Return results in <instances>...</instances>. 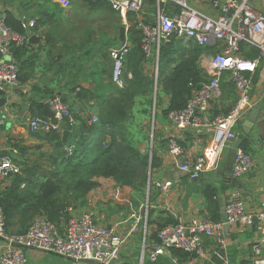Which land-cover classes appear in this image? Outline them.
I'll return each instance as SVG.
<instances>
[{
  "label": "crops",
  "instance_id": "crops-1",
  "mask_svg": "<svg viewBox=\"0 0 264 264\" xmlns=\"http://www.w3.org/2000/svg\"><path fill=\"white\" fill-rule=\"evenodd\" d=\"M203 2L199 9L212 15L219 13V9L214 7L212 0H203ZM106 3V8L116 14L118 24L125 26L122 16L108 2ZM82 4L86 7L83 0H0V15L6 17V13L10 12L16 19L23 22L26 34L29 35V42L16 50V56L13 50V55L20 67L18 85L0 93V111L5 120L0 130V157L5 156L2 155L3 152H9L12 161L18 164V160L26 157L19 154V146L42 143L32 136L29 121L33 116L40 114L38 105H46L49 109L48 102L55 95H60L67 103L75 105L78 103L75 102L74 88L76 87L77 90L80 87L90 89L101 96H107L112 92L110 69H113V61L110 57V49L114 45H107L106 56L102 58L97 56L96 58L90 47L81 50V42L77 39L79 31L77 29L74 31V24L79 22L78 16L83 7H81ZM171 8L166 6L169 12L172 11ZM156 10L153 0H146L138 17L147 22H153ZM128 19L132 25L136 14L131 13ZM31 20L35 21L34 25H30ZM113 34V41L115 37L120 38V32L117 35L115 30ZM32 37H35L34 40H30ZM126 40L133 45L129 29L126 31ZM121 42L120 39L114 44L117 46ZM187 42L188 40H184L186 43L184 46ZM202 67L205 70L203 65ZM142 69L155 81L156 64L153 60L144 59ZM128 74L132 77L131 72ZM220 78L222 95L212 101L211 115L229 111L238 99V93L230 80L229 73L224 72ZM163 94L152 142V151L156 155L157 163L149 181V201L144 215L141 214L142 205L132 203L126 204L128 207H125L119 196L111 198L121 200V203H118L120 204L118 211L112 207V201L108 203L109 191L115 187L122 188L111 179H101L100 186L88 195L87 202L73 209V213L86 211L88 204L95 210L93 212L98 222L115 228L122 235L128 234L134 223L139 221L137 229L129 235L120 254L121 260L130 264H226V261L229 264H253L252 246L259 236L258 232L254 227L243 230L236 225L226 227L228 241L226 250L220 251L213 238L204 237V246L207 251L205 256L195 255L181 259L170 250L156 260L145 257L141 263L142 244L145 237L157 239L161 224L169 220L187 221L193 217L204 216L223 220L226 201L235 190L242 193L247 207L252 211L264 209V83L257 79L252 94L253 105L261 106L263 118L259 119L252 127L250 134L246 135L249 140L247 149L256 162V169L240 179L232 177V180H227L223 174L228 159V157L225 158L224 152L230 153L231 143L226 145L219 167L206 169L199 178H192L188 172L174 164V159L168 150L170 138H176L181 144L184 152L182 160L194 162L210 145L212 133L201 129H181L172 123L163 113L169 103V95ZM78 104H80V110L83 108L87 114L97 116L96 99ZM244 121L245 119L236 126L237 134L242 130ZM27 154L29 158L34 156L32 151ZM11 179V175L0 178V191L10 183ZM165 185H168L166 189H164ZM208 188L215 189L212 199H209L206 194ZM93 203L95 206L91 205ZM11 230L20 232L23 229L14 225ZM2 244L0 238V251ZM26 254L27 264H101L95 260H75L36 249H28Z\"/></svg>",
  "mask_w": 264,
  "mask_h": 264
},
{
  "label": "built area",
  "instance_id": "built-area-1",
  "mask_svg": "<svg viewBox=\"0 0 264 264\" xmlns=\"http://www.w3.org/2000/svg\"><path fill=\"white\" fill-rule=\"evenodd\" d=\"M124 20L126 30L131 26L128 16L136 14L134 24L142 33V49L145 59L156 64V89L158 86L161 49L164 43L173 38L191 40L201 47H211L210 52L201 56V64L211 76L210 81L194 90L186 106L172 110L169 119L181 129H201L212 133L210 145L194 162L183 161V148L172 137L168 150L174 164L199 178L206 169H217L224 149L237 138L236 126L246 118L254 107L252 94L256 77L264 83V13L257 1L264 0H212L219 9L216 15L191 5L188 0H155L156 16L147 22L138 15L146 0H106ZM166 6L172 7L167 11ZM35 21L31 20L30 25ZM29 42V35L13 29L4 15H0V91L14 88L19 82L20 67L13 55L14 46L22 47ZM243 43L257 49V54L247 57L242 49ZM132 43L128 40L110 49L113 61L112 82L120 89L126 86L125 60ZM212 54V58L209 55ZM8 57V58H6ZM229 73L230 80L238 93L232 108L223 113L211 115V104L222 95L221 75ZM51 115H35L29 121L32 131L58 129L64 120L75 122L74 109L62 96L55 95L48 102ZM98 117L93 115L90 122ZM5 120L0 111V130ZM71 151V148H67ZM256 169V162L248 150L242 146L235 152L231 175L240 179ZM20 167L9 157H0V178L19 173ZM168 185L164 186V189ZM62 227L52 223L45 215H38L30 226L22 232L12 231L7 225L3 207L0 205V251L1 264H27L26 250L36 249L52 252L75 260H95L101 264H130L121 260V251L129 235L138 227L136 221L131 231L122 235L118 231L96 220L95 213L86 210L73 213ZM228 224L243 230L255 228L258 238L252 246L253 264H264V209L252 211L246 205L239 190L233 191L225 204V219L193 217L164 225L158 231L157 239L145 237L142 244L141 263L145 257L156 260L172 248H179L192 255L205 256L204 237L213 238L221 250L228 247L226 227ZM221 256V254H220ZM226 264H229L226 261Z\"/></svg>",
  "mask_w": 264,
  "mask_h": 264
},
{
  "label": "trees",
  "instance_id": "trees-1",
  "mask_svg": "<svg viewBox=\"0 0 264 264\" xmlns=\"http://www.w3.org/2000/svg\"><path fill=\"white\" fill-rule=\"evenodd\" d=\"M83 1L89 6L107 4L106 0ZM6 22L13 29L26 33L23 22L10 12L6 13ZM129 36L133 47L125 60V88L120 89L111 82L116 89L113 87L107 96L83 87L79 90L74 88L76 103L96 99L98 121L91 123L93 115L82 108L74 111V123L64 120L58 129L31 131L32 136L42 143L18 147L19 154L26 156L22 160L24 169L11 174L10 183L0 191V205L10 229L18 225L23 229L20 232L25 231L38 215H45L52 223L62 227L71 217L68 208L76 204L84 205L88 195L100 186L101 179H111L120 187L135 190L146 188L149 169L153 171L157 158L144 144L149 143L147 131L135 133L130 121L134 117L138 98H151L155 82L142 69L145 59L142 33L134 23L129 28ZM182 40L173 38L164 43L161 49L159 84L163 92L169 95L168 106L163 110L167 116L172 110L184 108L193 91L211 79L200 61L202 54L211 49L190 40L186 46V43L181 46ZM19 48H12L15 56ZM242 49L247 57L257 54V49L248 43H243ZM129 72L132 77H129ZM38 106V115H51L46 105ZM71 106L73 108L74 104ZM248 145L246 138L242 147L248 150ZM67 148H71V151ZM31 151L34 156L29 158L27 153ZM9 154L2 153L12 158ZM206 194L212 199L215 189L208 188ZM173 222L169 220L160 228ZM171 252L181 259L195 256L179 248H172Z\"/></svg>",
  "mask_w": 264,
  "mask_h": 264
},
{
  "label": "rangeland",
  "instance_id": "rangeland-1",
  "mask_svg": "<svg viewBox=\"0 0 264 264\" xmlns=\"http://www.w3.org/2000/svg\"><path fill=\"white\" fill-rule=\"evenodd\" d=\"M188 2L191 5L198 7V8H200L201 5L204 3L203 0H188ZM105 5L106 4L89 6L86 4V7H85L82 4L81 7L82 6L83 7L80 9L79 16H78L80 18L79 22H75L74 24V27H75L74 31L75 29L79 31V34L77 35V39L80 40L81 42L80 44L81 50H86L90 47L91 49H93L92 54H94L95 57L97 56L99 58L106 56L107 45L115 46L116 42L120 40V38L115 37L113 41V37H114L113 33H115V30H116L117 35H119L121 27H123L122 25L118 24L119 21L116 20V14L111 13L110 10H108ZM257 6L262 8V10H264L263 2L257 3ZM112 41H113V44H112ZM182 41L180 42L181 46L184 45V41L183 42ZM110 68H111V64H110ZM111 71L112 70L110 69V72ZM163 93L164 92L161 89V86L159 84V78H158V87L157 89L156 87H154V91H153V94L151 95V98L144 97V96L138 98L137 107L133 112L134 117L130 121L131 128L135 131V133L139 131L144 132V130L147 131L149 143L148 144L144 143V144L148 146L150 152L152 151V142H153L154 135H155V121L159 117V104L161 103V99H162L161 96L164 95ZM139 138L142 139L143 136L140 135ZM228 154H229V151L228 153L224 152L225 158L228 157ZM23 159L18 160L19 163L18 164L16 163V165L24 166L22 164ZM23 169L24 168L21 167V171H23ZM151 175H152V170L150 168L149 173H148L147 185H146V188L144 189L135 190L131 188L128 189L125 187L124 188L115 187L114 189L112 188L109 191L110 199L108 200V203L112 201L113 203L112 207H114V209L118 211V205H120L118 203H121V200L119 199L112 200L111 198L112 196H119L122 199V202H124L125 207H128L126 206V204L128 205L132 203L138 206L142 205L141 214L144 215L146 208L148 206V201H149L148 200V197H149L148 187L150 185L149 181H150ZM76 205L72 206V208L77 209L78 207L83 206V205H79V206H76ZM91 205L95 206L94 203ZM87 207L88 208H86V210L95 211L94 209H92L91 206H88V204H87Z\"/></svg>",
  "mask_w": 264,
  "mask_h": 264
},
{
  "label": "water",
  "instance_id": "water-1",
  "mask_svg": "<svg viewBox=\"0 0 264 264\" xmlns=\"http://www.w3.org/2000/svg\"><path fill=\"white\" fill-rule=\"evenodd\" d=\"M126 27L123 26L121 27L120 30V39L122 42L126 40ZM35 37H32L30 40H34ZM184 41V40H183ZM186 41V40H185ZM210 58H212V54L209 55ZM8 58V57H6ZM1 102V101H0ZM74 111H79L80 110V104H75L73 106ZM263 118L261 116V106L260 105H255L251 111L248 113V115L245 118V121L243 123V128L242 130L237 134V138L231 142V150L228 155L227 163L224 166L223 169V174L225 175L227 180H232V167L234 163V158H235V152L236 149L244 143V141L247 138V134H250L252 131V127L259 121V119ZM229 225L226 224L225 227H228ZM109 264H115V260L110 261Z\"/></svg>",
  "mask_w": 264,
  "mask_h": 264
}]
</instances>
